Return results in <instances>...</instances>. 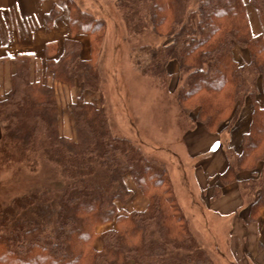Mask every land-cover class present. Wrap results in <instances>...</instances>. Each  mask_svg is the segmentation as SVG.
I'll use <instances>...</instances> for the list:
<instances>
[{"label":"trees","instance_id":"16d2710c","mask_svg":"<svg viewBox=\"0 0 264 264\" xmlns=\"http://www.w3.org/2000/svg\"><path fill=\"white\" fill-rule=\"evenodd\" d=\"M251 1L264 28V0ZM68 3L73 32L90 33L98 41L105 19L75 0ZM117 5L130 34L151 31L165 38L159 46H144L143 72L169 85L167 65L178 61L185 77L176 99L189 130L203 125L216 131L230 120L229 129L247 97L254 100L243 150L227 147L229 164L220 179L228 184L240 171H254L238 182L257 217L264 207V107L256 99L260 79L264 90V32H252L245 1L117 0ZM60 12L55 5L47 14L49 24ZM237 47L249 51L243 62L234 57ZM81 48L79 40L66 39L64 52L50 57L47 69L57 81L78 80L97 89L98 64L83 59ZM14 61L12 87L0 101V159L11 165L29 162L32 168L44 159L55 171L46 178L51 184L12 203L0 201V264H216L215 254L191 227L169 165L130 136L114 134L104 108L82 97L72 106L76 137L64 135L55 86L33 76L31 55ZM127 174L148 197L146 209L119 207L118 201L132 194ZM220 192L217 186L215 196ZM111 221L114 227L97 232Z\"/></svg>","mask_w":264,"mask_h":264},{"label":"rangeland","instance_id":"374dc122","mask_svg":"<svg viewBox=\"0 0 264 264\" xmlns=\"http://www.w3.org/2000/svg\"><path fill=\"white\" fill-rule=\"evenodd\" d=\"M62 1L66 3L71 14L68 0ZM75 2L96 16L103 17L105 19V29L102 37L96 42L94 36L90 33L77 32L88 37L87 41L90 45V57L88 58L83 54V42L75 37L77 33L72 30V36L70 37L81 42V57L83 59H94L97 62L100 75L97 89H87L78 80H75L73 84L57 81L51 71L47 69L46 64V78L43 79L42 76L41 79L55 86L63 134L68 137H76L72 106L79 98L82 97L99 107H103L109 117L110 127L114 134L130 136L146 152L154 154L169 165L176 184L179 201L189 218L191 227L200 241L210 249L213 255L215 254L216 264H237L231 258L228 250V236L222 229V226H228L226 224L228 221H220L217 216L209 212L205 203L199 199V195L194 194V190L191 194L190 189L192 188L189 185L191 183L189 178L191 176V164H200V158L202 157H195L188 161L180 154V149L183 148L180 142L182 132L189 129L187 123L180 117L179 105L176 99L177 90L182 85L185 77L181 73L179 63L177 60H172L167 65L170 75L169 85L163 86L161 82L159 83V79L143 72L142 65L144 61H148L144 46L148 44L159 46L165 41V38L151 31L137 35L130 34L124 21L123 10L118 7L117 0H75ZM249 2L257 9L251 0ZM246 7L248 8L247 3ZM259 18L261 19L260 15ZM95 44L97 48L93 50ZM248 52L246 49L237 47L234 49V57L238 61L242 60L243 57L249 56ZM36 73L33 71V76L37 77ZM260 81L262 80L260 79ZM259 94L260 89L256 99H258ZM246 102L251 107L253 106L251 128L255 102L252 97H247L242 109ZM257 103L260 106L258 100ZM197 112L198 109L192 112L194 119H197ZM238 118L234 120L229 129L226 126L230 124V120L216 131L205 128L209 132H218L223 136L220 142L224 149H227L230 146L231 130ZM199 138H201V135ZM184 142L190 153L194 152L190 138H188V142L186 140ZM220 142L209 152L216 151L220 146ZM54 171V165L47 163L44 159L39 160L36 168H32L29 162L11 165L0 159V201L4 204L12 203L15 197L26 194L35 188H40L43 184H51V181L46 180V178ZM127 175L132 177L136 186L135 189L142 193L143 191L138 187L134 177L131 174ZM135 189H131L132 194L128 200L125 202L118 201L119 207L123 208L124 204L133 199ZM206 211H208L209 216ZM109 223L99 225L97 232L104 231ZM95 244L100 247L102 244L101 239L97 238Z\"/></svg>","mask_w":264,"mask_h":264},{"label":"crops","instance_id":"0c3cea01","mask_svg":"<svg viewBox=\"0 0 264 264\" xmlns=\"http://www.w3.org/2000/svg\"><path fill=\"white\" fill-rule=\"evenodd\" d=\"M248 15L254 34L264 32L259 13L249 2ZM57 5L61 12L52 24L47 20V14ZM72 36L70 11L62 0H0V101L12 87V75L16 70L14 57L20 54L32 56V71L37 77L46 78V64L50 57H58L65 50V40ZM75 37L83 42V54L90 57V45L85 35ZM48 45V46H47ZM246 59L243 57L242 60ZM43 74V75H42ZM260 94L258 101L264 107V92L262 81L259 80ZM253 107V106H252ZM246 102L239 118L230 133V146L236 152L243 150V135L249 131L253 112ZM1 133V132H0ZM201 135V138L199 136ZM190 142L194 152L190 153L185 140ZM1 139V137H0ZM180 154L186 160L201 156L199 163L191 164L189 185L194 194L205 203L209 212L220 221H228V226L222 229L228 236V250L237 264H264V207L260 208L257 217H252L251 201L243 195L238 180H246L254 176L253 170H243L237 174V181L222 184L220 176L228 167L226 148L222 146L223 136L218 132H209L203 125H197L192 130L182 132ZM220 142L219 148L209 152ZM262 169L259 163L256 174ZM127 186L135 189V183L130 175L125 177ZM217 186L221 192L215 196ZM149 203L148 198L135 189L133 199L122 207L126 210H144ZM115 226V221L106 225ZM104 229V230H105ZM228 231V232H227Z\"/></svg>","mask_w":264,"mask_h":264},{"label":"snow or ice","instance_id":"6c2138e0","mask_svg":"<svg viewBox=\"0 0 264 264\" xmlns=\"http://www.w3.org/2000/svg\"><path fill=\"white\" fill-rule=\"evenodd\" d=\"M213 147H216L215 145Z\"/></svg>","mask_w":264,"mask_h":264}]
</instances>
